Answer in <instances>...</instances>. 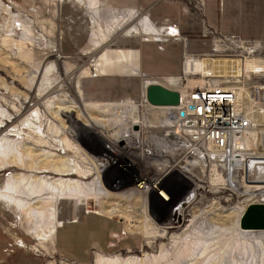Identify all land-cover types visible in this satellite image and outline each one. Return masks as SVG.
<instances>
[{
  "label": "rangeland",
  "instance_id": "obj_1",
  "mask_svg": "<svg viewBox=\"0 0 264 264\" xmlns=\"http://www.w3.org/2000/svg\"><path fill=\"white\" fill-rule=\"evenodd\" d=\"M62 1L0 0V128L3 129L0 139H22L38 152L46 149L70 160L76 173L72 179L87 184L100 183L99 196L90 205L86 201H59L50 219L41 218L39 235L32 219L24 214L18 203L1 199L0 264H80L59 253L57 230L62 223L75 220L86 212L106 214L112 210L113 218L120 221L121 228L131 237L128 240L131 244L108 254L96 252V258L93 254L88 264H96L97 257L104 258L103 264H264V217L249 212L252 206L264 205V186L235 185V182L232 185L229 180L226 183L224 175L219 178L221 167L209 157L190 159L188 168L179 169L178 174L170 177L172 182L169 179V183L182 192L175 204L165 202L151 185L149 191H153L150 193L135 188L130 193L117 195L138 184L139 174L142 178L149 175L151 179L146 178L149 181L155 179L157 169L162 168L148 142L151 143V135L159 137L158 133L168 130L169 126L165 124L168 116L164 110L150 108L144 92L146 80H155L156 83L151 84L172 91L183 88L191 80L203 79L202 84L210 80L224 87H238L245 99L251 98L252 85H264V0H195L197 8L193 7L192 0H168L178 2L184 9L182 12L191 15L195 28L189 33L175 25L153 28L157 35L161 34L158 41L156 35L154 38L138 35L135 41L128 43L122 35L126 36L129 28L145 16L147 18L146 12H141L140 16L138 13L130 22L114 21L113 18L111 22L99 9V24L105 39L102 38L100 48L88 49L89 54L77 48L81 44L69 42L67 37L60 38L68 23L61 19ZM8 12L13 15L12 20ZM82 14L84 18L80 23L91 34L94 19L85 9ZM168 29H174L176 37H162ZM232 37L257 43L259 54L243 58L238 53L223 51L225 38ZM141 39L155 42L159 47L168 46L165 50L169 52V58L175 59L173 70L179 71L172 72L173 75L151 76L94 73V61L104 49L137 47ZM197 47H204L201 55L188 52L189 48L196 51ZM180 50L182 59L178 67ZM203 59L247 60L243 63H248V72L234 78L227 74H221L224 78H203L200 73L182 72L184 62ZM30 75L37 78L31 81ZM130 100L137 108L127 109L123 119L113 110L105 114L101 110L103 106L91 105ZM62 108L66 112L56 117V112ZM262 108L251 109L256 124L260 125L255 128L260 129L264 137ZM122 109L125 110L123 106ZM132 118L140 120L139 123H133ZM96 119L110 122H96ZM134 125H139L142 133L138 131L134 141L122 142L126 137L122 135L123 131L129 127L134 133ZM54 126L60 127L65 135H56ZM70 131L75 132V137ZM248 135V154L252 158H264L260 141L257 144L251 133ZM180 157L181 154L173 160ZM17 172L20 171L15 168L0 171V193L5 190L8 175ZM42 176L56 178L49 173ZM105 191H109L108 196ZM155 193L164 204L158 214L150 208V195ZM87 240V237L79 236L77 249L80 256L85 255L83 250Z\"/></svg>",
  "mask_w": 264,
  "mask_h": 264
},
{
  "label": "crops",
  "instance_id": "obj_2",
  "mask_svg": "<svg viewBox=\"0 0 264 264\" xmlns=\"http://www.w3.org/2000/svg\"><path fill=\"white\" fill-rule=\"evenodd\" d=\"M91 2V0H64L61 4V19L66 20L68 23L65 25L66 27L62 31L60 38L62 39V37H67L69 42L78 43L81 44V46L82 44H85L87 40H89L85 47H79V45L77 46V48H79V50L85 54L90 53L88 52V46L92 37L93 24L91 23L92 29L90 34L86 32L87 27L85 29V26L80 23V19L83 20L84 18V15L82 14L83 9L89 13L90 17H92V20L94 16H96L94 11L97 8H92L90 5ZM96 3L98 10L100 9L105 15L104 17L110 19L111 22L112 18L114 21L125 20L126 22H130L136 18L138 13L140 16L141 12H146L147 18L145 16L143 20H140L137 23L144 21L145 25L148 27L147 30L151 32L150 36L153 38L155 35L158 36L153 28L175 25L183 29L184 33H189V30L195 28L196 26L194 19L191 18V15L184 14V12H182V8L176 1L96 0ZM131 25H128V27ZM128 27H126V29ZM126 29L123 30L124 34ZM125 35L126 36H122L126 37V43L135 41L134 39L138 37V35H143L144 37L148 36L143 33H131V36H128L130 34ZM103 41L104 40H102V42ZM109 41L110 38H108V44L110 43ZM156 41H158V39H156ZM155 45H157L155 42L141 39V41L138 42L137 47H126L124 49L117 50L104 49V52L102 55H100L99 59L94 61V73L96 75H113L115 72L123 75H138L140 73L145 76L160 74L173 75L177 73L179 70H173V68L176 67V65H173V61L175 59H170L169 52H166L165 50L168 46L165 45L164 47H159L157 45L158 50L156 51ZM203 50L204 47H200L196 51L192 48H189L188 52L190 54L199 53L201 55ZM179 54L178 67L180 66L182 59L181 50ZM201 70V60L191 61L186 64V71L198 74L201 73ZM154 81L155 80L150 79L146 80L148 84H151V82ZM112 104L120 103H92L91 105L110 106ZM79 236L82 238L87 237L88 239L85 241L86 247L83 250L85 255L82 256L79 255V251L77 249ZM129 239H131V237L128 236L127 233H125V231L121 228L119 220L114 219L113 216L110 217L107 216V214H101L99 212H86L75 220L62 223V225L57 230V248L59 253L63 257L73 258L77 263L80 264H88L90 260L92 261L93 254H96V252L108 254L113 249L122 250L123 248L128 247L127 245L131 244V242L128 241ZM116 243L118 246H116ZM97 255L98 253L95 255V258Z\"/></svg>",
  "mask_w": 264,
  "mask_h": 264
},
{
  "label": "built area",
  "instance_id": "obj_3",
  "mask_svg": "<svg viewBox=\"0 0 264 264\" xmlns=\"http://www.w3.org/2000/svg\"><path fill=\"white\" fill-rule=\"evenodd\" d=\"M192 3L197 8L195 0ZM176 34L174 29H168L162 37L174 38ZM223 49L238 53L243 58L259 54L257 43L235 37L225 38ZM186 64L188 62L183 63L182 72L190 73L185 69ZM250 91L251 98L245 99L238 87H224L213 81L201 85H185L176 91L179 94L178 105L167 107L171 109L166 110L168 130L158 133L159 137L151 135V143L148 142L155 158L161 162L163 172L169 171L165 175L167 179L178 174L179 169L184 171L188 168L190 159L203 160L209 157L221 167L220 179L224 175L226 183L233 177L235 185L243 184L245 161L252 158L247 152L246 136L256 124L247 115L246 109L262 106L264 110V85L254 84ZM139 144L141 149L143 142ZM175 152L177 154L173 156ZM180 154L179 160H173ZM162 155L165 156L163 160L160 159ZM180 162L184 163L179 165Z\"/></svg>",
  "mask_w": 264,
  "mask_h": 264
},
{
  "label": "bare ground",
  "instance_id": "obj_4",
  "mask_svg": "<svg viewBox=\"0 0 264 264\" xmlns=\"http://www.w3.org/2000/svg\"><path fill=\"white\" fill-rule=\"evenodd\" d=\"M91 1H92L90 3L91 7L94 9L96 8L97 9L95 12L96 18H93L94 19L93 31H92V37H91L88 49L94 51L96 50V48L101 47V43H103L102 42L103 35H102V28L99 24L98 6L96 3V0L94 1L91 0ZM8 14L12 20L14 18L13 15L10 12H8ZM19 27H22V26L19 25ZM147 28L148 27L145 25V22L141 21L137 23L136 25H133V27L129 28L128 34L130 33L142 34L143 33L145 35L150 36L151 32L147 30ZM158 36H161V34H158ZM246 61L231 60V59H227V60L203 59L201 60L203 64H202V70L200 74L202 75L203 78L207 76H212V78H216V77L220 78V77H223L224 74H227L228 75L227 77L234 78L238 76L239 74L241 75L244 72H248V67H247L248 63L247 64L243 63ZM185 69H186V65H185ZM36 78H37L36 75H30L29 77L31 81H34ZM202 83H203V79H198L196 81L191 80L189 84L190 85H201ZM144 86L145 87L148 86V83L146 81L144 82ZM42 88H43V84L40 86L39 89L42 90ZM122 106L124 107L125 110L122 109ZM239 107H242V106L239 105ZM135 108L137 107L134 104V102L130 101L127 103L103 106L101 110L103 109L102 112L105 114H108L110 110H113L118 117L123 119L124 116L126 115L127 109L135 110ZM150 108L154 110H158V111L164 110L165 113H166V110L171 109L167 107H154V106L152 107L150 106ZM248 108L246 109L247 115L250 116L251 119H254L253 118L254 111L251 108L250 109ZM63 112H66V111H63V108L58 109L55 116L60 117ZM6 117H9V115L6 114ZM89 119L92 120L91 117H89ZM95 121L96 122H106V123L110 122L109 120H103V119H96ZM138 121H135L132 118L133 123L138 124ZM165 124L166 125L168 124L167 119H165ZM63 125L65 126L64 123ZM258 125L255 124V127H257ZM0 129H1L0 132H2L3 129L2 128ZM53 132L59 137H63L65 135L64 131L60 127H57V126H54ZM70 133L73 135V137H75L74 131L73 132L70 131ZM250 133H251V136H253V140L257 141V144H259L258 141H260L259 145H261L264 148V137H262L261 130L258 128H254L253 130H250L248 132V134ZM248 134L246 136L247 146L249 145V140L247 138L249 136ZM7 138L3 137L0 139V171L10 169V168H15V169H18L20 172L12 173L8 175L7 180H6V187L4 188L5 190L2 193H0V200L8 198L18 203V205L20 206L24 214H26L30 219H32L31 220L33 222L32 224L35 225V232L38 233V235L40 233V228L42 224L40 221L41 218L44 217L45 219H48V218L50 219L52 216L53 208L59 201L61 200H70V201H78V202L86 201L87 204L90 205L91 201L95 200L96 197L99 196L100 183L93 182L91 184H87L80 180L72 179V176H76V173L69 163L70 160L68 161L67 159L59 156L58 154L51 152V151H47L46 149H43L42 152L41 151L38 152L32 149L26 143H24L22 139L20 141L18 140L16 141V140H9ZM67 142L70 143L72 141L67 139ZM43 146L45 145L43 144ZM261 159H264V158H261ZM161 167L163 168L162 165ZM162 168L157 169L158 174L155 177V179H152V181L156 182L155 190L157 191V193H159L165 201H169L168 199L169 197H167L168 195L164 192L163 188L160 187L161 183L163 182L161 180L165 177V175L169 174V171L163 172ZM46 173L52 174L56 176V178H48V176H42V175H45ZM139 176H141L139 178L141 180L138 179L139 181H141L140 184L138 182L139 188L142 190L149 191L150 187L147 186L146 182L144 181L146 178L151 179V177H148L149 175H147L142 178L143 176L142 174H139ZM229 181L232 185L234 184V180L232 178L229 179ZM243 183H245L244 180H243ZM247 186H253V185H247ZM254 186H264V185H254ZM248 188H251V187H248ZM105 195L108 196L109 193L105 191ZM113 213L114 211L112 210V211H108V213L106 214L107 216L111 217L113 216L112 215ZM255 214H258L264 217V213L258 212ZM103 259L104 258H102L101 260L100 258L97 257L96 264H103L104 263Z\"/></svg>",
  "mask_w": 264,
  "mask_h": 264
},
{
  "label": "water",
  "instance_id": "obj_5",
  "mask_svg": "<svg viewBox=\"0 0 264 264\" xmlns=\"http://www.w3.org/2000/svg\"><path fill=\"white\" fill-rule=\"evenodd\" d=\"M145 93L147 103L154 107H175L179 103V94L176 91L157 84L147 86ZM244 182L253 186L264 185V159L249 158L245 161ZM249 212L264 213V206H252L249 208Z\"/></svg>",
  "mask_w": 264,
  "mask_h": 264
},
{
  "label": "flooded vegetation",
  "instance_id": "obj_6",
  "mask_svg": "<svg viewBox=\"0 0 264 264\" xmlns=\"http://www.w3.org/2000/svg\"><path fill=\"white\" fill-rule=\"evenodd\" d=\"M140 121V120H139ZM139 121H138V123H139ZM142 125V124H141ZM132 127H136L137 129L135 130L134 128H133V131H134V133H132V131L130 132V130H129V127H127L124 131H123V133H122V135H125L126 137L122 140V142H130L131 140H133L134 141V139L133 138H137V136L139 135L137 132L139 131L140 133H142L141 131H140V129L138 128L139 127V125H134V126H132ZM142 128V127H141ZM136 131V132H135ZM151 133V132H150ZM120 146L121 147H125L124 146V143H121L120 144ZM151 151H152V149H150ZM110 163V162H109ZM111 164V163H110ZM161 181H163L162 183H161V185H160V187H162L169 195H170V198H168L169 199V201H168V203H171V204H175L176 202H177V200H179L180 198H181V195H182V192H180V191H176L175 189H174V187L171 185V183H169V179H167V177H165V178H163ZM140 182L141 181H139V184H140ZM143 182V181H142ZM144 182H146V185L147 186H150L151 185V188H155L156 189V186H155V181H152V180H147V179H145V181ZM148 182V183H147ZM139 184H137V185H135V186H130V187H128L126 190H124L122 193H120V194H117V195H124V194H127V193H130V192H132V191H134L135 190V188H139ZM127 187V186H126ZM176 188V187H175ZM153 189L151 190V191H148L149 193L150 192H152L153 191ZM109 192V191H108ZM111 193V192H110ZM135 193V192H134ZM149 193H147V196L149 195ZM147 198V197H146ZM150 199H151V201H150V208H151V211L152 212H155L156 214H158V212H160L162 209L161 208H163V206H164V204H163V202H161V201H159V197L156 195V193H155V195H153V194H151L150 195ZM166 202V201H165ZM158 203H160L161 205H159ZM171 204H168L169 205V207H170V205ZM169 207H168V209H169ZM164 209V208H163ZM172 210V209H171ZM159 216V215H158Z\"/></svg>",
  "mask_w": 264,
  "mask_h": 264
}]
</instances>
